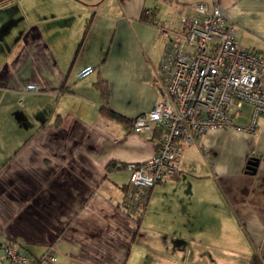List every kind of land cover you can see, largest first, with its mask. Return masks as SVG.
Instances as JSON below:
<instances>
[{
	"label": "crops",
	"instance_id": "crops-1",
	"mask_svg": "<svg viewBox=\"0 0 264 264\" xmlns=\"http://www.w3.org/2000/svg\"><path fill=\"white\" fill-rule=\"evenodd\" d=\"M199 1H217L239 44L264 52V0H37L33 9L30 0H0V264L5 237L35 259L55 255L44 264L264 257V118L254 134L217 129L183 144L178 174L149 191L141 213L125 202V164L160 145L157 133L131 129L159 97L166 42L158 26L143 33V14L176 29ZM100 81L125 120L102 111ZM251 115L245 104L238 122Z\"/></svg>",
	"mask_w": 264,
	"mask_h": 264
},
{
	"label": "built area",
	"instance_id": "built-area-1",
	"mask_svg": "<svg viewBox=\"0 0 264 264\" xmlns=\"http://www.w3.org/2000/svg\"><path fill=\"white\" fill-rule=\"evenodd\" d=\"M144 22L162 29L166 42L158 68L159 97L151 111L131 121L135 133L160 137L153 156L125 164L129 174L125 202L133 214L141 213L153 187L178 174L183 144H195L217 129L254 134L264 118V52L239 44V27L229 22L217 1L197 2L194 13L182 16L176 29H165L151 11L144 13ZM93 70L87 67L80 77ZM245 104L252 107V115L242 125L238 120ZM2 253L5 264H44L56 259L50 253L35 259L8 237L2 240Z\"/></svg>",
	"mask_w": 264,
	"mask_h": 264
},
{
	"label": "trees",
	"instance_id": "trees-1",
	"mask_svg": "<svg viewBox=\"0 0 264 264\" xmlns=\"http://www.w3.org/2000/svg\"><path fill=\"white\" fill-rule=\"evenodd\" d=\"M144 20V14H143V18ZM99 85V88L101 89V92L103 94V102H104V105L102 107V111L107 114L109 117L111 118H116V119H119V120H125L123 119L120 115H118L117 113H115L113 110H111L109 108V105H108V100H109V89L107 87V85L105 84L104 81H100L98 83ZM159 136V134H158ZM251 264H264V257H260L258 255H254L251 259Z\"/></svg>",
	"mask_w": 264,
	"mask_h": 264
},
{
	"label": "rangeland",
	"instance_id": "rangeland-1",
	"mask_svg": "<svg viewBox=\"0 0 264 264\" xmlns=\"http://www.w3.org/2000/svg\"><path fill=\"white\" fill-rule=\"evenodd\" d=\"M23 1V0H22ZM36 1L37 0H30V3L28 2V7L29 8H31V9H33V8H35V4H36ZM25 3H26V0H25ZM38 4H36V6H37ZM40 7V6H39ZM38 7V8H39ZM41 8V7H40ZM31 11V10H30ZM0 13H2V10H0ZM178 24H180V22L178 23ZM97 25H100V23H98ZM155 25H153L152 23H148V22H144V29H143V33H158L157 32V30H156V27L157 26H155ZM105 29H107V27H105V26H102L101 28H98L97 30H95V32H93V33H101L103 30H105ZM114 31H115V29H113ZM114 31H112L111 33H115ZM162 54V53H161ZM33 90H38V89H33Z\"/></svg>",
	"mask_w": 264,
	"mask_h": 264
},
{
	"label": "water",
	"instance_id": "water-1",
	"mask_svg": "<svg viewBox=\"0 0 264 264\" xmlns=\"http://www.w3.org/2000/svg\"><path fill=\"white\" fill-rule=\"evenodd\" d=\"M258 164V159L256 158H251L249 161H248V166H247V169L248 171H255V168Z\"/></svg>",
	"mask_w": 264,
	"mask_h": 264
}]
</instances>
